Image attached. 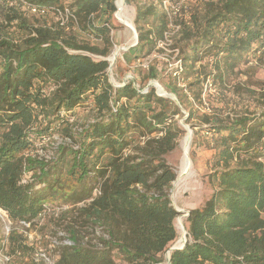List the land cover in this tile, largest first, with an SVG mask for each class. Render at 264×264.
Listing matches in <instances>:
<instances>
[{
  "label": "trees",
  "instance_id": "obj_1",
  "mask_svg": "<svg viewBox=\"0 0 264 264\" xmlns=\"http://www.w3.org/2000/svg\"><path fill=\"white\" fill-rule=\"evenodd\" d=\"M28 2L69 6L78 21L63 26L51 9L0 7V208L9 219L34 223L54 206L74 212L59 264H264V110L232 118L188 111V122L198 116L214 136V189L187 214L185 246L165 257L179 236L177 171L167 157L185 132L182 109L203 100L206 76L225 82L264 57V0L209 1L203 15L182 22L180 68L155 61L120 85L108 60L115 0ZM126 2L136 5V60L154 50L168 20L163 0ZM162 75L180 104L146 89ZM56 133L50 158L33 153L36 140ZM11 230L13 250L26 248Z\"/></svg>",
  "mask_w": 264,
  "mask_h": 264
},
{
  "label": "rangeland",
  "instance_id": "obj_2",
  "mask_svg": "<svg viewBox=\"0 0 264 264\" xmlns=\"http://www.w3.org/2000/svg\"><path fill=\"white\" fill-rule=\"evenodd\" d=\"M187 1V15L181 18L182 22L192 19L191 15L193 13L198 16L203 15L208 8V2H217L218 0ZM126 3L128 5L127 14L135 25L134 16L136 13V5L133 3L129 4L128 2ZM2 5H4V3ZM3 17L4 16L1 13L0 20H3ZM30 18L33 19V17ZM112 35H114L116 45L112 49L113 52L111 56L116 53L117 58L112 65L113 69L109 70V76L112 83L120 85L134 78V75L136 73L138 74L137 70L139 67L136 66V60L129 59L133 55L131 48L134 46L133 43L135 42V34L128 25L120 20L119 13L115 16ZM178 39L179 38L175 40L174 45L176 47H178ZM117 46L131 47L126 50L120 48V51L117 52ZM258 54L260 55V52H257V55ZM111 56H109V58H111ZM255 57L257 56H253V58L251 57L248 63L241 64L237 67V73L231 74L228 78H226L227 80L225 82L215 80L211 76H206V78L210 77L211 80L214 81L213 89L206 87L204 82L202 93L203 100L200 102L195 101L188 109L184 107L182 109L184 114L183 116H180L179 121L180 123L183 122L181 125L185 128V132L178 140L179 147L169 153L167 157L178 172L176 176L178 177L185 153L183 141L188 133V128L184 125L186 124L193 130L189 151L193 164L191 173L188 177L183 178L179 185L172 187L171 190L173 204L184 210L179 212L176 220L179 229L177 242L180 241L179 238L183 236V231L179 228L180 223L178 220H181L180 222L185 225L187 231V224L185 222L187 211L201 206L202 203L212 194L214 189V185L208 176L214 170L212 164L215 151L213 148L209 147L213 144L212 139L214 136L206 130L200 128V126H197L201 122L204 126L207 125L204 121L198 120V116H195L190 122H188V111L192 110L196 113L200 112L210 115L217 114L222 118H232L237 114H253L263 112L264 57L261 60ZM155 61L163 63L165 66L169 67L167 62H164L163 60H152V62ZM147 70H149V68H142V72H147ZM152 80L158 81L164 90L172 92L168 87L169 81H167V77H164V75L161 77H151L148 82L150 83ZM178 81V86H180V88H185L186 84L190 80L182 78ZM143 84H146V82L143 81ZM186 91L190 96V100H193L189 90L187 89ZM195 131L198 133L194 134ZM59 135V133H56L51 137L36 140V143H34L32 148L33 153L39 155L41 154L46 158H50L53 154V149H51V147H56L57 143L61 142V137ZM30 176L31 172L25 174L26 178H29ZM62 211L61 207H50L47 209L45 214H43L42 217L34 223L24 224L19 222L14 223L13 220L9 219L8 214L0 208V264H35V262L40 261L45 264H59V247L62 243H69L67 240L69 234L66 227L76 215H73L74 212ZM13 227H15L20 234L23 235L21 240H23V244L26 246V248L20 249V251L18 250L17 252L13 250V246L9 241V235ZM168 254V252L165 253L166 258H169ZM158 264L166 263L164 261Z\"/></svg>",
  "mask_w": 264,
  "mask_h": 264
},
{
  "label": "built area",
  "instance_id": "obj_3",
  "mask_svg": "<svg viewBox=\"0 0 264 264\" xmlns=\"http://www.w3.org/2000/svg\"><path fill=\"white\" fill-rule=\"evenodd\" d=\"M3 3L9 6L20 4L30 15H45L50 11V7L45 5H33L28 0H0V7ZM161 9L165 13L168 23L162 37L158 38L154 50L147 57L137 58L136 66L150 68L152 60H163L167 62L170 69L180 68L181 50L176 47L175 40L181 36L182 20L181 18L187 15L188 1L187 0H163ZM55 19L63 26L68 22L77 23V16L71 7H54ZM206 87L213 89L214 81L210 77L206 78Z\"/></svg>",
  "mask_w": 264,
  "mask_h": 264
},
{
  "label": "bare ground",
  "instance_id": "obj_4",
  "mask_svg": "<svg viewBox=\"0 0 264 264\" xmlns=\"http://www.w3.org/2000/svg\"><path fill=\"white\" fill-rule=\"evenodd\" d=\"M117 3H118V6H119V9H118V12L117 14L119 13V18L120 20L125 23L126 25H132V19L129 17V15L127 14L128 13V5L126 2H124L123 0H117ZM121 47L120 46H117L116 48V51L119 52ZM111 58H114L113 56H111ZM117 58V56H116ZM116 61V60H115ZM118 83V82H117ZM164 90V89H163ZM166 91V90H164ZM189 132L187 133V135L185 136L184 138V141H183V144H184V148H185V153H184V156H183V164L181 166V169L179 170V176H181V178L177 181L176 183V186L179 185V183L181 182V180L185 177H188V175L191 173V168H192V164L193 162H189L187 159L189 156L190 157V154H189V151H190V147H191V144L189 142ZM178 173V172H177ZM184 173V175H183ZM195 178V176H194ZM188 180V178H187ZM186 183V182H185ZM182 185V184H181ZM184 185V184H183ZM181 220H178V222L180 223V229L183 231V236L181 238H179V243L182 244L184 242V234H185V231H186V227L184 224H182V222H180Z\"/></svg>",
  "mask_w": 264,
  "mask_h": 264
},
{
  "label": "water",
  "instance_id": "obj_5",
  "mask_svg": "<svg viewBox=\"0 0 264 264\" xmlns=\"http://www.w3.org/2000/svg\"><path fill=\"white\" fill-rule=\"evenodd\" d=\"M123 1L125 2V0H123ZM115 3L117 4V7H118V9H119V6H118V3H117V0H115ZM118 9H117V11H116V13H115V16L117 15ZM128 26L130 27L131 30H133V32H134V34H135V42L133 43V45H135V44H137V42H138L139 34L137 33V29H136L135 25L133 24V22H132V25H128ZM133 45H132V46H133ZM130 47H131V46H129V47L121 46V48L124 49V50H126V49H128V48H130ZM116 56H117V54L115 53V54L113 55L114 58H108V60L110 61V66H109V67H110V70L113 69L112 65H113L114 61L116 60ZM150 85H154V86L156 87V90H157V92H158L159 95L164 96V97H167V96H168V97H171V98L174 99L178 104H180V103H179V100H178V97H176L175 93L170 92V91H167V90L164 91L162 85H161L158 81H156V80H152V81L148 84V86H147L146 89H148V88L150 87ZM181 124H183V122H182ZM184 125L186 126V128H188V132H189V134H190L189 137H188V139H189V142H191V140H192L193 130H192L191 128H189V126H187L186 124H184ZM187 157H188L187 160H188L189 162H191V161H192L191 158H189V156H187ZM183 175H184V173H183ZM180 178H181V176H178V177L175 179V181L173 182V187L176 186V183H177V181H178ZM174 206H175V205H174ZM175 209H177L179 212L184 211V210H182L181 208H178V207H176V206H175ZM189 211H190V210H188L186 214H189ZM187 233H188V231H185V234H184V242H183L182 244H180L179 241H178V242H176L175 244H173V245L169 248L168 253H170L171 250H173V249L182 248V247L185 246L186 241H187V240H186Z\"/></svg>",
  "mask_w": 264,
  "mask_h": 264
}]
</instances>
